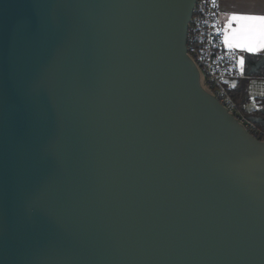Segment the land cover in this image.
Masks as SVG:
<instances>
[{"label": "water", "instance_id": "water-1", "mask_svg": "<svg viewBox=\"0 0 264 264\" xmlns=\"http://www.w3.org/2000/svg\"><path fill=\"white\" fill-rule=\"evenodd\" d=\"M195 3L0 0V264H264V140L202 87Z\"/></svg>", "mask_w": 264, "mask_h": 264}, {"label": "built area", "instance_id": "built-area-1", "mask_svg": "<svg viewBox=\"0 0 264 264\" xmlns=\"http://www.w3.org/2000/svg\"><path fill=\"white\" fill-rule=\"evenodd\" d=\"M219 0H196L187 32V54L200 72L204 90L223 104L255 138L264 140V127L249 119L235 101L229 83L246 79L239 64V51L224 43Z\"/></svg>", "mask_w": 264, "mask_h": 264}, {"label": "crops", "instance_id": "crops-1", "mask_svg": "<svg viewBox=\"0 0 264 264\" xmlns=\"http://www.w3.org/2000/svg\"><path fill=\"white\" fill-rule=\"evenodd\" d=\"M219 6L220 20L225 27V30L229 34H231L233 30L240 28L242 24L246 23H238L236 21L230 22V17L232 15H264V0H219ZM230 48H235L239 51V60L243 58V66L245 67L246 71L249 69V59L259 57L264 54V49H260L257 52L250 53L242 50L239 47L233 46ZM242 84H246L248 94V101L245 104L244 110L249 116L257 114L258 110L264 107V76L259 74H248V77L246 79L231 81L229 83L231 90L237 89V87Z\"/></svg>", "mask_w": 264, "mask_h": 264}, {"label": "snow or ice", "instance_id": "snow-or-ice-1", "mask_svg": "<svg viewBox=\"0 0 264 264\" xmlns=\"http://www.w3.org/2000/svg\"><path fill=\"white\" fill-rule=\"evenodd\" d=\"M231 21L246 23L233 30L231 34L225 32L224 43L226 45L239 47L250 53L264 49V15H232L230 17ZM239 64L241 71H243V58L240 59Z\"/></svg>", "mask_w": 264, "mask_h": 264}, {"label": "trees", "instance_id": "trees-1", "mask_svg": "<svg viewBox=\"0 0 264 264\" xmlns=\"http://www.w3.org/2000/svg\"><path fill=\"white\" fill-rule=\"evenodd\" d=\"M231 93L241 108L245 109V104L248 101L246 84H242L238 86L237 89L231 90Z\"/></svg>", "mask_w": 264, "mask_h": 264}]
</instances>
